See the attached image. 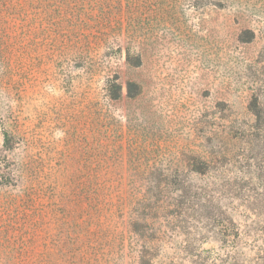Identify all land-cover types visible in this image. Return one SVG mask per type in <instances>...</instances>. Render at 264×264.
Returning a JSON list of instances; mask_svg holds the SVG:
<instances>
[{
    "label": "rangeland",
    "instance_id": "obj_1",
    "mask_svg": "<svg viewBox=\"0 0 264 264\" xmlns=\"http://www.w3.org/2000/svg\"><path fill=\"white\" fill-rule=\"evenodd\" d=\"M235 227L264 245V0H0V264H228Z\"/></svg>",
    "mask_w": 264,
    "mask_h": 264
},
{
    "label": "trees",
    "instance_id": "obj_2",
    "mask_svg": "<svg viewBox=\"0 0 264 264\" xmlns=\"http://www.w3.org/2000/svg\"><path fill=\"white\" fill-rule=\"evenodd\" d=\"M119 89V86L117 87ZM119 93L116 89L113 98H118ZM230 223L232 226H235V223L232 219H230ZM234 233H232L231 238L233 244L230 245V249L227 253L228 256V264H264V245H260L257 247L256 250L253 251L252 255H246L245 252L239 249L241 237L245 234L242 233L237 227L233 228ZM255 240L258 241L260 238L261 242L264 243V233L263 235H253L252 236ZM246 243V241H244ZM141 264H144L142 262Z\"/></svg>",
    "mask_w": 264,
    "mask_h": 264
}]
</instances>
